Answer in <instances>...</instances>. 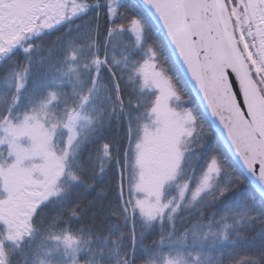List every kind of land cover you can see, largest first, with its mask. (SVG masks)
Here are the masks:
<instances>
[{"label": "snow or ice", "instance_id": "6c2138e0", "mask_svg": "<svg viewBox=\"0 0 264 264\" xmlns=\"http://www.w3.org/2000/svg\"><path fill=\"white\" fill-rule=\"evenodd\" d=\"M0 264H264V0H0Z\"/></svg>", "mask_w": 264, "mask_h": 264}, {"label": "water", "instance_id": "95a60500", "mask_svg": "<svg viewBox=\"0 0 264 264\" xmlns=\"http://www.w3.org/2000/svg\"><path fill=\"white\" fill-rule=\"evenodd\" d=\"M149 15L151 16V13H149ZM153 22L155 23V25L157 26L158 30L161 32L172 56L173 59L177 65V67L179 68V70L181 71L185 81L187 82V84L189 85L190 89L192 90V92L194 93V95L196 96L197 101L199 102L201 108L203 109V112L205 113V116L207 117V119L209 120V122L211 123V125L213 126V128L217 131V135L220 138V140L222 141V143L224 144L225 148L227 149V151L229 152V154L232 156L233 160L236 162V164L238 165V167L242 170L241 168V164L240 161L236 158L233 150L229 147L228 143L225 141L224 136L219 134V129L217 127L216 122L211 118L210 114L207 111V108L204 104V102L202 101L200 95L198 94L196 88L194 87L193 82L190 80L188 74L185 71V67L182 64V62L180 61L178 54L176 53V51L174 50L173 46L169 43L168 38L164 32V30L162 29L161 24L159 23V21H157L155 19V17H152ZM253 187H255L254 185H252Z\"/></svg>", "mask_w": 264, "mask_h": 264}, {"label": "trees", "instance_id": "16d2710c", "mask_svg": "<svg viewBox=\"0 0 264 264\" xmlns=\"http://www.w3.org/2000/svg\"><path fill=\"white\" fill-rule=\"evenodd\" d=\"M133 2H134V0H133ZM152 23H153V22H152ZM153 25H154V23H153ZM154 35L156 36V38H157L159 41H162L163 44L166 46L164 39L162 38L160 32L157 30V28H156L155 25H154ZM51 39H52V38L49 37L48 40H46L44 43H45V44L50 43V42H51ZM125 39H126V40H132V39H134V37L129 36V37H126ZM166 49H167V51H166V55L169 57V59H168V65H169V67L171 68L172 74L175 75L176 78L179 79V80L181 81V87L184 88L185 91H190L191 96L195 99L196 103L199 105V103L197 102V100H196V98H195L193 92H192L191 89L189 88L188 84L185 82V80H184V78H183V76H182L180 70L177 68L176 64L174 63V60H173V58H172V56H171V54H170V52H169L167 46H166ZM117 55H119V51H117ZM199 106H200V105H199ZM200 110H201V112L203 113L201 107H200ZM203 118L207 121V123H209L208 120L206 119L204 113H203ZM209 124H210V123H209ZM217 142H219V144L222 145L223 150L226 152L227 157H228V164H229V166L234 167V168H236V169H239L238 166L235 164V162H234L233 159L231 158L230 154L227 152V150L225 149V147L223 146V144L221 143L220 139H219L217 136H216L215 138H213L212 142L209 144V148H212L213 146H215Z\"/></svg>", "mask_w": 264, "mask_h": 264}]
</instances>
